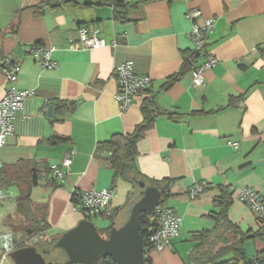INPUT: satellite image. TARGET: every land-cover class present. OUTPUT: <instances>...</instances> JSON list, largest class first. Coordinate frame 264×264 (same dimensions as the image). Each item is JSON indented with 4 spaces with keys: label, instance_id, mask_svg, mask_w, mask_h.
I'll return each instance as SVG.
<instances>
[{
    "label": "crops",
    "instance_id": "1",
    "mask_svg": "<svg viewBox=\"0 0 264 264\" xmlns=\"http://www.w3.org/2000/svg\"><path fill=\"white\" fill-rule=\"evenodd\" d=\"M39 2L0 0V26L5 23L0 27V67L7 60L20 65L18 87L32 92L15 115L13 135L0 146V161L4 166H37L38 185L28 193L40 221L34 226L42 230L36 229V237L61 238L88 220L73 204L76 190L113 189L112 225L122 227L117 222L126 212L130 218L142 189L115 177L110 163L96 153L112 136L134 132L144 111L154 122L137 146L136 170L148 186L149 180L172 181L164 206L183 220L179 238L162 252L148 253L151 264L190 261L193 235L216 227L212 216L221 208L214 199L224 194L222 189L231 193L226 199L231 201V223L243 232H257L261 223L238 196L251 188L264 200V0H151L119 8L118 17L112 6L83 2L46 7L38 16L31 6ZM191 10H199L201 17L189 19ZM209 19L215 27L207 49L218 63L205 72V85L193 87L192 70L167 85L194 52V23ZM84 25L99 31L103 48L71 47L79 42ZM38 43L50 53L55 68H45L43 55L35 54ZM124 63L152 79L125 112L116 100L114 74ZM8 87L0 70V100ZM68 154L73 155L70 169L63 180L54 179L51 168ZM201 183L206 189L192 199L191 189ZM244 247L250 260L264 249V242L256 238Z\"/></svg>",
    "mask_w": 264,
    "mask_h": 264
},
{
    "label": "built area",
    "instance_id": "2",
    "mask_svg": "<svg viewBox=\"0 0 264 264\" xmlns=\"http://www.w3.org/2000/svg\"><path fill=\"white\" fill-rule=\"evenodd\" d=\"M151 0H125L128 5H138L147 3ZM187 17L196 21L201 17L199 10H191ZM215 27V20H206L203 24L194 23L190 37L194 45L196 61L192 64L193 87L202 88L205 85V72L214 68L218 60L208 51L207 40ZM79 42L72 43V48L84 47L88 49H100L105 46V41L99 36L93 25H84L79 28ZM37 56L43 55L44 67L55 68L56 64L51 61L50 53L43 47L34 48ZM1 72L6 77L9 85L5 96L0 100V146L6 144V140L14 133V119L17 111L21 110L24 101L32 94L29 91H23L18 87L19 76L22 68L20 65L12 64L9 60L0 67ZM118 92L116 100L120 104L123 112L129 110L134 103V99L140 93L146 91L152 82L151 77L138 74L131 63H124L116 67L114 71ZM230 146L237 148V144L229 143ZM73 162V155L68 154L61 165L51 168V175L56 180H63ZM4 163L0 161V170ZM207 187L206 183L197 184L190 191V197L195 199ZM113 189H100L81 191L76 190L72 194V201L84 218L102 216L111 218L114 216L112 208ZM9 198L6 191H0V202ZM238 199L247 205L257 216L259 222L264 224V200L260 193L245 188L239 192ZM155 213V226L146 237L149 252H162L168 248L171 243L179 238L183 220L173 209L158 205ZM16 241L12 234L0 235V264H3L10 258L11 253L16 251ZM255 257L250 259L251 262Z\"/></svg>",
    "mask_w": 264,
    "mask_h": 264
},
{
    "label": "trees",
    "instance_id": "3",
    "mask_svg": "<svg viewBox=\"0 0 264 264\" xmlns=\"http://www.w3.org/2000/svg\"><path fill=\"white\" fill-rule=\"evenodd\" d=\"M83 2L84 6H112L115 9L116 17L119 16V8H128L130 5L125 0H40L36 5L31 6L35 14L40 16L46 7L57 9L62 5ZM37 46L39 45L36 44ZM196 61L195 53H191L186 60L183 72L172 77L167 85H172L179 80L183 73L192 70V64ZM145 117L143 121L136 126L134 132L130 134H117L111 137L107 142L100 143L97 147V156L105 159L110 163L115 171V177H120L131 182L135 188H138L137 181H145V179L137 172L135 159L138 156V144L143 140L146 132L153 126L154 116L149 111H144ZM171 116V114H166ZM151 186H155L162 192L160 205L164 206L163 201L170 197L172 181H148ZM38 185L37 166L31 162H20L14 166H4L0 170V191L11 186L20 188V195L17 198L16 210L8 216V222L18 221L24 227L29 224H38V218L34 214L31 206V198L28 193L33 186ZM23 186L25 190L22 189ZM222 194L214 199L215 206L220 207L219 213L212 216L215 219V229L213 231L197 232L193 235L195 242L194 251L187 264H264V249L259 252L255 260L248 262L246 257L245 243L249 240L260 238L264 242V224H260V229L253 232H243L238 226L233 225L228 219L227 210L231 204L229 199L231 193L226 189H222ZM131 193L130 198H132ZM44 216L42 220L44 221ZM91 221V218H85ZM155 213H142L140 215V232L143 238L146 257L149 253L146 237L150 235V231L155 226ZM7 222V223H8ZM111 229V228H110ZM110 229L108 235L110 233ZM41 232L40 228L37 229ZM36 231V233H37ZM25 247L24 244L17 243L16 248ZM49 247L51 244L49 243ZM98 264H115L112 259L106 258ZM146 264H151V260L147 259Z\"/></svg>",
    "mask_w": 264,
    "mask_h": 264
},
{
    "label": "water",
    "instance_id": "4",
    "mask_svg": "<svg viewBox=\"0 0 264 264\" xmlns=\"http://www.w3.org/2000/svg\"><path fill=\"white\" fill-rule=\"evenodd\" d=\"M53 108L49 107L50 117ZM137 183L143 190L141 199L133 206L125 225L120 228L111 226L108 238H103L90 220L81 221L61 236L55 248L65 251L69 264H98L106 258L112 259L115 264H146L148 258L140 232V215L156 211L162 192L155 186H148L145 181ZM10 259L14 264H48L44 253L36 247L17 249L11 253Z\"/></svg>",
    "mask_w": 264,
    "mask_h": 264
},
{
    "label": "rangeland",
    "instance_id": "5",
    "mask_svg": "<svg viewBox=\"0 0 264 264\" xmlns=\"http://www.w3.org/2000/svg\"><path fill=\"white\" fill-rule=\"evenodd\" d=\"M1 5V4H0ZM0 13H2V10H0ZM4 22V21H3ZM5 23H2V26ZM25 190V187L23 188ZM6 192L10 194V198L0 202V235L1 234H12L13 237L17 240V243L19 244H25V245H39L42 246L46 242V244L50 243L51 246H55L57 241L60 239V237H53V234H50L48 236H44L43 238L39 239L36 236L35 232V227L34 226H29L26 224V228L32 231V235H26L23 236L22 238L20 236H15L7 225L8 222V216L10 214H13L16 210V201L19 195V191L16 186H11L7 189H5ZM163 204H167V200L163 201ZM129 220V213L126 212L121 219L117 222V224L120 225H125L127 221ZM92 222L95 224L96 228L98 229L100 235L103 238H108V232L109 229L111 228V225L113 224V218H104L101 216V218H94ZM48 258V264H69L68 263V256L65 253V251L61 249H56L55 247L52 249L50 255L47 257ZM3 264H14L13 261L9 258L7 261H5Z\"/></svg>",
    "mask_w": 264,
    "mask_h": 264
},
{
    "label": "flooded vegetation",
    "instance_id": "6",
    "mask_svg": "<svg viewBox=\"0 0 264 264\" xmlns=\"http://www.w3.org/2000/svg\"><path fill=\"white\" fill-rule=\"evenodd\" d=\"M143 190H141V193H142ZM8 228L11 229V231H13V233L15 234V236H28V235H32V231L29 230L28 228L24 227L21 223H19L18 221H11V222H8ZM29 226H34L33 224H29ZM35 227V226H34ZM36 229L35 228V232H36ZM39 236V235H37ZM38 238V237H37ZM39 239H41V237H39ZM27 246H30V245H26L25 247ZM34 247H36L38 249L39 252L41 253H44V258L46 259V262L48 263V256L50 255L52 249L55 247V246H51L47 249H42L40 248L38 245H32Z\"/></svg>",
    "mask_w": 264,
    "mask_h": 264
}]
</instances>
